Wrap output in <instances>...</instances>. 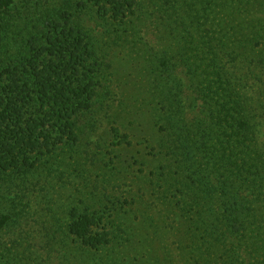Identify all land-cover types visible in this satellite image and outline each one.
I'll return each mask as SVG.
<instances>
[{
  "label": "trees",
  "instance_id": "1",
  "mask_svg": "<svg viewBox=\"0 0 264 264\" xmlns=\"http://www.w3.org/2000/svg\"><path fill=\"white\" fill-rule=\"evenodd\" d=\"M157 1L165 29L190 50L189 55L183 50V64L199 81L196 86L209 112V122L187 124L179 95H169L168 89L165 96L166 87H161L162 102L152 118L160 122L159 141L153 138L156 144L149 145L162 164L159 179L165 193L160 198L163 203L174 200L180 212L188 241L183 251L189 261L196 257L202 264H237L247 259L249 264H264V155L249 126L246 99L217 66L215 54L234 45L232 40L242 43V29L235 33L237 28L228 23L213 29L206 3L199 9L194 3L183 7L184 0ZM135 5L136 0H60L50 8L46 0H0V174L17 178L51 172L52 161L66 155L64 149L69 156L54 170L64 176L65 168L70 169L68 163L95 124L91 116L102 104L109 68L98 55L84 18L92 15L109 23L118 40L117 33L126 34L127 25L133 24ZM223 8L218 15L227 13ZM202 21L205 29H200ZM209 29L219 35L217 43L189 45L193 31L203 36L205 31L210 35ZM246 36L250 45L252 37ZM199 50L211 56L199 60ZM112 131L118 138V131ZM115 170L105 164L102 183L111 182L106 172ZM210 178L216 186H211ZM170 185L176 193L165 189ZM102 189L107 196L106 187ZM10 201L0 200V231L16 209L8 205ZM71 218L67 230L81 246L97 251L111 244L107 233L100 231L103 217Z\"/></svg>",
  "mask_w": 264,
  "mask_h": 264
},
{
  "label": "rangeland",
  "instance_id": "2",
  "mask_svg": "<svg viewBox=\"0 0 264 264\" xmlns=\"http://www.w3.org/2000/svg\"><path fill=\"white\" fill-rule=\"evenodd\" d=\"M46 1L55 8L60 0ZM159 3L136 0L133 24L127 25L126 34L117 33L118 40L113 34L115 27L109 28V23L92 15L84 18L98 55L109 66L103 78L106 91L102 104L93 112L91 123L95 124L73 155V162L68 163L70 169L63 171L64 176L55 170L69 156L66 149L64 157L52 161L51 172L17 178L0 174V200L6 198L11 200L9 206L16 205L0 231V264H202L196 257L189 261L183 251L188 242L184 224L174 200L167 198L169 203H163L160 198L162 164L156 152L149 149L161 127L152 118L153 110L162 102L158 99L162 86L166 87L165 96L169 92L181 98L187 124L209 122L208 108L196 86L199 81L183 64L190 50L163 26ZM189 3L198 8L201 4L211 7L207 12L208 23H215L213 29L219 23L237 28L235 33L242 29V43L232 40L234 45L215 52L217 66L235 81V88L246 99L249 126L257 149L264 155V0L181 2L183 7ZM221 6L225 7L223 12L228 8L227 13L218 15ZM181 16L185 25L187 20ZM201 28L205 29L203 21ZM213 29L203 36L193 31L189 45L200 47L205 40L217 43L219 35ZM254 31L258 33L255 37ZM246 35L252 37L250 45ZM197 56L200 60L211 54L199 50ZM112 129L118 131V138H114ZM122 136L126 139L121 140ZM116 143L121 144L111 146ZM105 164L116 170L106 172L111 182L102 183ZM210 181L212 187L216 186L214 179ZM165 189L171 193L177 190L171 185ZM72 215L103 217L100 231L107 233L111 244L97 251L81 246L67 230ZM237 264L249 262L245 259Z\"/></svg>",
  "mask_w": 264,
  "mask_h": 264
}]
</instances>
